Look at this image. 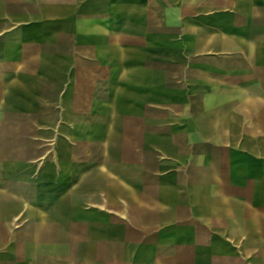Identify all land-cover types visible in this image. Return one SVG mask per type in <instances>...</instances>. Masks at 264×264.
Listing matches in <instances>:
<instances>
[{"label":"rangeland","instance_id":"1","mask_svg":"<svg viewBox=\"0 0 264 264\" xmlns=\"http://www.w3.org/2000/svg\"><path fill=\"white\" fill-rule=\"evenodd\" d=\"M251 1L252 4H245L244 0H72L62 6L27 3L26 7L4 4L0 7V13L4 12L2 20L0 16V65L4 63V67L14 62L18 68L24 64L32 68L39 65V72L53 76L67 73L69 88L75 77L85 80L94 66L96 72H104L107 77L113 72L105 68L107 52L91 54L85 51V46L98 30L106 34L110 29L115 33L116 44L121 46L120 57L124 58L123 46L131 43L132 49H127L126 57L133 65L146 61L148 68L133 66L125 77L124 62L120 59L115 104L96 99L104 96L106 83L99 84L92 100L3 101L0 188L14 183L38 192L58 187L61 168H67L70 173L75 167L70 163L79 160L85 163L86 158L93 159L98 149L106 146L103 122L109 130L116 129L118 136L126 128L138 150L141 145L146 147L142 166L140 155L125 149L121 143L112 147L117 159L102 167L121 180L126 178L127 187L152 190L155 174L167 177L182 173L187 166L179 164L180 160L187 153L191 159L198 155L199 136L204 134L174 132L175 126L195 124L198 116L207 111L200 106L209 102L188 100L189 88L194 86L182 83L178 77L206 56L213 55L219 60L220 50L264 44V26L261 27L264 14L253 15L260 7L264 9V4ZM35 44L40 45L42 52L38 60L27 56L34 51L31 48ZM82 50L86 55L77 57V51ZM4 73L1 79L6 83L7 97L34 96L29 88L18 85V76L11 69ZM140 78L148 83L140 85ZM23 80L32 83L33 76H25ZM45 95L58 97L56 92ZM75 105L85 118L72 116ZM86 122L93 124L87 126ZM140 124L148 130L146 142L133 132L132 126ZM243 141L250 146V132L243 133ZM156 144L161 145L165 155L150 147ZM206 151L215 158L218 171L228 174V197H235L236 186L242 183L244 193L251 199L250 147L242 150L212 147ZM158 157L163 158L158 161ZM61 159L68 164L60 165ZM125 159L128 164L124 163ZM87 214L88 221L93 222L90 217L96 215L90 211ZM202 217L203 213L196 207L194 220L185 216L159 228L131 229L132 264H264L262 260H252L249 238H239L237 243L235 229L204 228ZM105 218L117 227L113 230L123 232L117 213L105 212ZM77 247L75 241H68L69 251L77 252ZM12 250L20 251L15 245Z\"/></svg>","mask_w":264,"mask_h":264},{"label":"crops","instance_id":"2","mask_svg":"<svg viewBox=\"0 0 264 264\" xmlns=\"http://www.w3.org/2000/svg\"><path fill=\"white\" fill-rule=\"evenodd\" d=\"M244 3L252 4V1L244 0ZM254 3L262 5L264 1ZM4 4L13 3L0 2V7ZM258 14L263 15L264 9L260 7L253 13ZM3 15L1 12V20ZM262 29L264 35V27ZM89 38L85 51L91 54L107 52L105 68L108 72L113 70L112 74L105 77L104 72H96L94 66L87 72L85 80L77 76L69 88L67 73L53 76L39 72V65L32 68L24 64L18 68L14 62L8 67L3 63L0 65V109L3 111L2 102L8 99L92 100L100 83H106L107 87L103 90L104 96L96 99L109 100V95L116 98V69H121V61L124 62L125 77L133 66L148 68L146 61L133 65L126 57L127 49H132L131 43L123 46L124 58L120 57L121 46L116 44L114 31L109 29L105 34L98 30L95 37ZM31 49L34 51L27 56L38 60L42 53L40 45L35 44ZM218 52L219 60L213 55L206 56L204 61L193 63L187 73L178 77L182 83L194 86V89L189 88L188 100L209 102L200 106L207 111L198 116L195 124L175 126L174 132L204 134L199 136L198 155L191 159L187 153L186 158L180 160L179 164L187 166L186 170L182 168V173L167 177L155 174L152 176L155 178L154 189L138 190L127 187L126 178L121 180L123 178L110 171L102 170L113 161L91 159L90 167L84 168L79 160L70 163L75 165L70 173L65 167L60 169L59 184L71 179L69 188L41 192L0 188V264H132L131 229L159 228L185 216L194 220L196 207L203 213L204 228L235 229L238 234L236 242L239 243V238H249L247 243L252 246V260L264 262V44H247ZM76 54L77 57L86 55L83 50ZM6 69H11L12 74L18 76V85L29 88L34 96L7 97L6 83L1 79ZM25 76H33L32 83H25ZM138 83L146 85L148 81L140 78ZM46 92H56L58 97L47 96ZM73 110L78 111L77 105ZM132 127L133 132L139 133L141 140L146 142L148 130L144 125ZM245 131L251 133L250 146L244 144ZM123 147L133 150V154L138 153L141 166L144 164L143 150L146 147L141 145L138 150L126 128ZM150 147H155L161 156L166 154L159 144ZM212 147L240 150L250 147L253 156L251 199L244 193L242 183L236 186L235 197H228V174L218 171L215 158L206 151ZM126 160L124 163L128 164ZM65 163L68 164L60 160V165ZM209 196H218L220 201H211ZM144 197L146 199H142ZM89 211L96 215L94 219L90 217L93 222L88 221ZM108 211L118 214L122 233L113 230L117 227L105 218ZM88 229L92 231H85ZM69 240L75 241L76 247L79 243L77 252L69 251ZM14 245L18 246L19 252L12 250ZM9 246H12L11 251H7ZM91 249L95 251L91 252Z\"/></svg>","mask_w":264,"mask_h":264},{"label":"water","instance_id":"3","mask_svg":"<svg viewBox=\"0 0 264 264\" xmlns=\"http://www.w3.org/2000/svg\"><path fill=\"white\" fill-rule=\"evenodd\" d=\"M72 0H0L1 3H13L15 5H18V6H23V7H26L27 3L31 4V5H38L39 3H44V4H53V5H56V6H62V5H65L69 2H71ZM110 96V99L109 101L112 102L113 104H115V101H116V98H114L112 95H109ZM5 112H3L1 109H0V131H3V127H2V121H1V116H3ZM73 115L75 117H83L85 118V114H83V112H79V111H76V110H73ZM88 124H93L92 122H86V125L88 126ZM102 125V129H103V134L106 136V139H107V144L105 147H100L98 149V151L96 152L93 160L94 161H106V162H110V161H114L117 159V156L116 154L114 153V151L112 150V147H116L118 146L119 144L123 143L124 142V134H121L118 136L119 132L116 131V129H112V130H109L108 129V125L106 122H103L101 123ZM86 126V127H87ZM81 163H83L84 165L82 167L86 168V167H90V164H91V160L87 159L86 158V162L84 163V161ZM71 179L67 182V183H64L62 185L58 184V187H55L54 188H69L70 185H71ZM85 182H87L85 180ZM84 181H83V184H86ZM5 190H9V191H12V190H26L24 189L23 187L21 186H17L15 183L14 184H7L5 186ZM52 188V189H54ZM210 200L211 201H214V202H217V201H220V199L218 198V196H209Z\"/></svg>","mask_w":264,"mask_h":264}]
</instances>
